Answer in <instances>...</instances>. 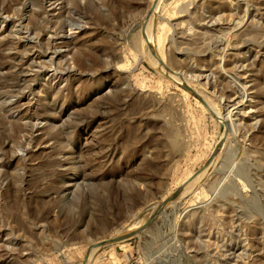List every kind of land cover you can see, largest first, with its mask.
Listing matches in <instances>:
<instances>
[{"label":"rangeland","instance_id":"obj_1","mask_svg":"<svg viewBox=\"0 0 264 264\" xmlns=\"http://www.w3.org/2000/svg\"><path fill=\"white\" fill-rule=\"evenodd\" d=\"M152 1L60 0L59 15L41 0H0V93L15 54L46 57L50 37L81 27L68 59L39 61L62 79L23 87L45 125L35 144L0 106V264H264V0ZM26 31L43 36L38 47ZM146 31L201 100L158 67ZM220 145L204 179L155 208ZM137 222V235L89 262Z\"/></svg>","mask_w":264,"mask_h":264},{"label":"bare ground","instance_id":"obj_2","mask_svg":"<svg viewBox=\"0 0 264 264\" xmlns=\"http://www.w3.org/2000/svg\"><path fill=\"white\" fill-rule=\"evenodd\" d=\"M43 1L46 5L47 13L53 11V12H57L59 15H61L62 9L65 7L64 2L61 3L60 0H57L56 2H52L53 0H41V2H43ZM97 1H99V0H97ZM156 1H158V0L152 1V6L155 4ZM161 1L162 0H160L159 4L161 3ZM159 4H158V6H159ZM158 6H157V8H158ZM155 11H157V9ZM253 18H255V17L253 16ZM7 21H8L7 19H4L5 23ZM73 25H75V24H73ZM20 27L23 30V27L22 26H20ZM257 27L259 28V26H257ZM80 29H81V27H79V26H77L76 29L70 28L68 31H66L67 29L65 28V30L61 32L63 34V36L56 35V37H50V40H51L50 42L53 45L54 53H48V55L46 57H43V56L39 55L38 53H35L34 51H32L29 55L28 54H22L21 52L14 55L15 56L14 59H16L20 64L15 68V73H13L9 79H12L14 76L16 78L14 81H11L8 83L7 87L10 90L9 92L0 93V100L8 101L10 98H17V101L13 104L2 103V104H0V106L4 110L12 109L11 112L18 113V116H20L23 119V121H26L27 125L31 126L30 128H32V131H30V135H28V137H27V142L29 143L30 146L35 144V142L42 137V136H40V132L44 130L45 125H44L42 118L36 117L30 112V110H31L30 104L27 103L29 98H28V96H26V93H33L34 92L33 87L32 86H28L26 88H23V87L25 86V84L27 83V81L29 79L36 77L35 81H37L40 78H42L44 75L49 76V77L54 78V79H59V78L62 79V74L59 73L58 71L41 68V63L39 61L43 58H46V59H49L50 63H52L55 59H61V58L68 59L69 55L72 54L71 44L73 41L76 40ZM22 33L23 32H21L19 34H22ZM26 34H29V31H26ZM44 34H45V32H44ZM49 34H50V32H49ZM37 36H38V38H35L29 34V35H26V37H24V38L28 39L30 41V43H32V44L35 43L34 44L35 47H38V41H39V39L41 40L43 38V36L41 34H37ZM146 37H147V38H145L146 45L148 46L149 51H151V53L154 55L158 67L160 69H163L164 72L167 73V69L165 67L166 62L164 61L163 53H162L163 40L161 38L158 40V48H157L156 47V41H155L154 37L152 35H150L148 31H146ZM18 38L19 37H15L14 39H18ZM21 38H23V37H21ZM64 49H68L69 53L68 54H67V52L63 53ZM37 67H39V70L36 71ZM28 69H30V70H28ZM71 70H74V68L71 67ZM48 72H52V73L49 74ZM167 75L169 77H171L173 80L177 81L187 92L194 95V93L192 92L193 90L191 89V85L189 84V82L187 80H182V79H180L176 76L174 77V75L172 76L168 73H167ZM13 95H15L16 97ZM194 96L198 100H200L196 95H194ZM237 105H239V104H237ZM209 108L211 111H214L210 105H209ZM250 113H254L253 109L250 110ZM232 114H233L232 112H229L226 115L227 118H225V120L227 121L228 125L234 124L233 123L234 121L230 118V117H232ZM13 116H14V114H13ZM47 142L48 141H44L43 144H46ZM215 163L216 162H214V164L210 168H208L207 171L201 177L197 178L193 182H189V181H191V179L194 175L187 177V179L185 180V182L183 184L184 186H186L185 187V193L187 191H191V189L194 187V184L197 183V181L204 179L213 170V168L216 165ZM2 164L9 165L8 163H4V162ZM63 166H68V164H64ZM66 174L67 173L64 172L62 174V177L64 178L66 176ZM80 178L81 177L78 175V172L76 171L74 174H72L68 178L70 180L66 184H63L62 186H60L59 192L60 193L65 192L71 188L76 187L78 185V181L80 180ZM243 188H245L244 185H243ZM167 238H169L168 235L166 237H164V239H167ZM99 243H101V242H99ZM98 250L99 249L92 250V253L90 254V257H89V262L92 260V257L95 255V253ZM232 255L238 256L236 253H232ZM241 255L242 254H240L239 256H241Z\"/></svg>","mask_w":264,"mask_h":264},{"label":"water","instance_id":"obj_3","mask_svg":"<svg viewBox=\"0 0 264 264\" xmlns=\"http://www.w3.org/2000/svg\"><path fill=\"white\" fill-rule=\"evenodd\" d=\"M191 91H192V90H191ZM192 92L194 93V95H196V96L200 99V97H199L194 91H192ZM200 100H201V99H200ZM221 149H222V145H220V146L216 149L215 153L212 155L211 159H210L209 162L207 163V165H206V167L204 168V170H205L206 168H208V167L214 162V160L217 158L218 154L220 153ZM202 171H203V170H202ZM202 171H201V172H202ZM201 172H200V173H201ZM200 173H199V174H200ZM199 174H198V175H199ZM198 175H197V176H198ZM184 189H185L184 187L181 188L175 197L171 198L170 200L166 201L165 203H161V204H157V205H155V208H166L167 206L173 204L175 201L179 200V199L183 196V194H184ZM138 229H139V228H138V222H137L135 225H133V228H130L129 230H126L124 233H122V234L119 235L118 237H115V238H113V239H110V240H107V241H105V242H101V243H99L97 246H95V249H101V248H104V247H107V246H110V245H115V244H118V243H121V242H124V241L130 240V239H132L135 235H137V233L139 232ZM85 264H87V263H85Z\"/></svg>","mask_w":264,"mask_h":264}]
</instances>
